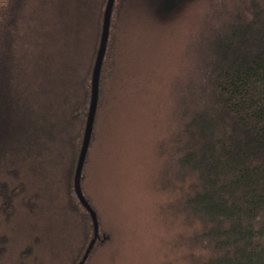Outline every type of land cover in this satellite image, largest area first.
<instances>
[{"label": "trees", "instance_id": "16d2710c", "mask_svg": "<svg viewBox=\"0 0 264 264\" xmlns=\"http://www.w3.org/2000/svg\"><path fill=\"white\" fill-rule=\"evenodd\" d=\"M106 1L100 3V24L88 62L76 57V66L70 70L67 64L71 62L63 60L58 70L56 55L55 73L43 65L45 73L35 80L29 79L26 72L34 60L30 59L29 64L28 59L25 64L17 49L21 31L18 24L27 2L0 0V211L6 218L11 217L16 198L25 192L24 202L32 212L45 200L40 198L49 199L55 194L48 184L58 183L57 198L79 220L82 231L81 242L77 249L73 243V258L66 264L81 260L94 235L93 217L75 190L74 175ZM125 1L114 0L85 160L95 134L97 112L103 104L104 83L112 67L107 56L113 14ZM219 1L209 0L207 9L213 16L205 27L201 26V37L191 42L190 49L197 50L195 64L200 69L196 74L200 77L192 72L188 78L184 69L174 73L175 81L170 85L176 105L172 140L166 146L148 138L154 153H172L173 166L161 171L162 180L159 177L153 183L176 198L178 209L191 220L200 222L193 231L201 245L210 248L205 264H264V0H227L226 7ZM163 8L171 9L164 2ZM208 16L206 13L204 18ZM53 50L57 51L54 44ZM181 73L182 79L178 76ZM44 162L52 166L50 173L30 189L28 185L32 188V183L25 170L39 167L42 172ZM83 177L82 171V187ZM97 213L99 217L98 210ZM98 230L81 264H88L95 247L106 240L101 236L100 217ZM6 240V233H1L0 264ZM60 248L61 253L67 252L65 245Z\"/></svg>", "mask_w": 264, "mask_h": 264}, {"label": "rangeland", "instance_id": "374dc122", "mask_svg": "<svg viewBox=\"0 0 264 264\" xmlns=\"http://www.w3.org/2000/svg\"><path fill=\"white\" fill-rule=\"evenodd\" d=\"M26 2L17 49L25 64L34 60L26 71L29 79L44 74L43 65L55 73L58 59V70L63 60L71 62L70 70L76 57L88 62L101 0ZM163 2L126 0L113 14L107 56L112 67L83 168V189L99 212L101 236L106 240L95 247L88 264H205L211 253L193 231L200 222L191 220L178 209L176 198L153 183L171 167L172 153H154L148 138L166 146L173 138L176 105L170 85L174 73L183 69L188 78L192 72L200 77L197 50L190 46L213 14L207 9L209 0H181L171 9H164ZM219 2L227 5V0ZM206 13L209 16L204 18ZM182 75L178 76L182 79ZM51 167L44 162L42 172L39 167L26 169L32 183L28 187L36 188ZM48 185L55 194L40 198L45 200L34 211L24 202L25 192L16 198L11 217L0 211V234L7 235L2 264H66L73 258L81 242L79 220L57 198L59 184Z\"/></svg>", "mask_w": 264, "mask_h": 264}, {"label": "water", "instance_id": "95a60500", "mask_svg": "<svg viewBox=\"0 0 264 264\" xmlns=\"http://www.w3.org/2000/svg\"><path fill=\"white\" fill-rule=\"evenodd\" d=\"M178 1L179 0H164V6L166 8H171ZM113 4H114V0H107L105 4V8H104L100 39H99L96 56H95L93 68H92V85H91L89 110H88V114H87V118L85 122L82 144H81V148L79 151L76 168H75V175H74L75 190L79 198L86 205V207L90 210L92 217H93V221H94V235L91 237L85 249L83 257L77 264H81L84 258L87 256L92 244L94 243L99 233V230H98L99 229V217H98L97 209L93 206L91 201L86 196L83 190V187H82L81 177H82V171H83V166H84V161L86 158L88 146H89L90 139L92 136L93 125H94V120H95V115H96V109H97L98 98H99L100 72H101V67H102L104 55H105L106 48H107L108 38H109Z\"/></svg>", "mask_w": 264, "mask_h": 264}]
</instances>
